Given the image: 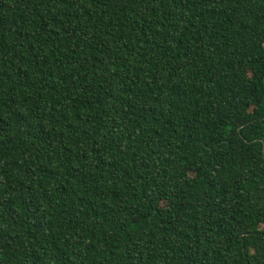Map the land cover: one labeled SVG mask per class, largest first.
<instances>
[{
  "label": "trees",
  "instance_id": "1",
  "mask_svg": "<svg viewBox=\"0 0 264 264\" xmlns=\"http://www.w3.org/2000/svg\"><path fill=\"white\" fill-rule=\"evenodd\" d=\"M0 264H264V0H0Z\"/></svg>",
  "mask_w": 264,
  "mask_h": 264
}]
</instances>
